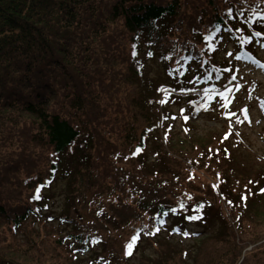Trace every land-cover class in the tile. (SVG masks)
Wrapping results in <instances>:
<instances>
[{"label": "trees", "instance_id": "16d2710c", "mask_svg": "<svg viewBox=\"0 0 264 264\" xmlns=\"http://www.w3.org/2000/svg\"><path fill=\"white\" fill-rule=\"evenodd\" d=\"M263 14L264 0H0V264H264V233L243 227L259 198L236 211L235 176L197 146L175 152L159 107L187 70H216L211 26L253 50L240 39L264 33ZM211 167L216 196H178Z\"/></svg>", "mask_w": 264, "mask_h": 264}, {"label": "rangeland", "instance_id": "374dc122", "mask_svg": "<svg viewBox=\"0 0 264 264\" xmlns=\"http://www.w3.org/2000/svg\"><path fill=\"white\" fill-rule=\"evenodd\" d=\"M228 47L231 48L232 44L229 43ZM260 55L264 59V52L262 54L260 52ZM220 57H224V54H221ZM221 61H223L222 58ZM148 70L156 77L157 81L164 84L167 83L164 75L158 72L156 64H153ZM237 70L239 73L237 77L239 80H242L244 84L242 88L241 85L237 87L234 100L226 106L225 110L222 109V115L215 110L214 113L200 114L197 118L193 119L190 123L191 132L189 134L191 135L185 134V132L182 131L183 122L181 120L182 113L192 112L191 109L181 110L179 112L174 106L170 107V105H167L165 108L178 115L172 130L173 136L177 138L175 140V152H177L181 146L183 150L192 154L195 151L192 149V145L194 148L197 146L199 149L195 151L198 156L197 159L200 155L198 153L201 152L205 154L200 155L201 161L210 166L217 167L218 170H223L224 178L230 173L235 176L231 180L232 184H228L227 188L225 187V191L234 188V190L230 191L228 194L235 200L232 204L236 207V211L245 210L243 206L246 204L240 201V199L238 201L237 198H235L238 194L239 196L259 197L260 202L254 205L250 211L245 210L246 212L244 215L245 222L243 223V227L244 232H247L245 237L252 239L264 233V193L259 191V189L264 186V105L261 106L264 100V72L245 64H240ZM241 112H246L247 121H243L242 117L240 118ZM227 113H231L232 115L228 120L223 116L227 115ZM221 117L225 120L223 121ZM227 126L233 127V131L228 138L223 139L222 133ZM220 140L223 142L221 143ZM193 166L195 167V165ZM209 169L208 171L201 172V169L197 168L194 180L191 181L192 183L189 185H186L189 191L185 190V187L182 186L181 189H178V196H184L185 199H187V196H195L197 199H200V196H216L210 189L215 182L210 175L214 167ZM41 171L42 170L39 171V175L43 173H40ZM236 180H240V182L238 183ZM249 193H251V195H249ZM219 195L225 196L226 194L221 190ZM53 196H56L53 204H57L61 207V201L57 197L59 196V191L54 193ZM216 207L223 216H231V208L226 206L223 201L217 203ZM211 217H213V215H210V218ZM137 224L136 221L132 222L122 230L118 238H116L120 248L122 243H125L126 239L124 238H126L130 229L134 228ZM216 226L217 225H215V227ZM147 243V240H144V245H147ZM117 249L118 248H106V251L117 252ZM250 249L251 247L246 248V250ZM140 250L141 248L139 251ZM146 252L147 249H145V253Z\"/></svg>", "mask_w": 264, "mask_h": 264}, {"label": "snow or ice", "instance_id": "6c2138e0", "mask_svg": "<svg viewBox=\"0 0 264 264\" xmlns=\"http://www.w3.org/2000/svg\"><path fill=\"white\" fill-rule=\"evenodd\" d=\"M255 35L259 36V35H260V32H256ZM140 150H141V149H139V148L136 149L137 152H139ZM249 183H251V182H249ZM259 191H260L261 193H264V187H261V188L259 189ZM249 195H251V193H249ZM37 198H38V197H37ZM241 199H245V197H241ZM194 218H196V217H189V219H194ZM157 231H159V229H157ZM145 234H146V235H152V234H154V233L148 232V233H145ZM184 235L187 236L188 233L185 232ZM136 240H137V236L134 235V236L131 238V241H132V242H130V243L127 244V248H128V249L133 248V244L136 242ZM129 254H130L129 252H127V251L125 252V255H129Z\"/></svg>", "mask_w": 264, "mask_h": 264}]
</instances>
